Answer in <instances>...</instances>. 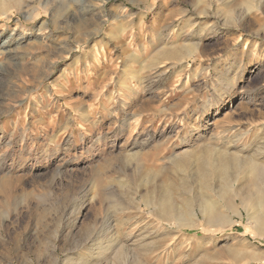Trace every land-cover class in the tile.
Masks as SVG:
<instances>
[{"label":"rangeland","instance_id":"obj_1","mask_svg":"<svg viewBox=\"0 0 264 264\" xmlns=\"http://www.w3.org/2000/svg\"><path fill=\"white\" fill-rule=\"evenodd\" d=\"M263 124L264 0H0V264H264Z\"/></svg>","mask_w":264,"mask_h":264},{"label":"bare ground","instance_id":"obj_2","mask_svg":"<svg viewBox=\"0 0 264 264\" xmlns=\"http://www.w3.org/2000/svg\"><path fill=\"white\" fill-rule=\"evenodd\" d=\"M87 7H88V5H87ZM9 51H10V48H9ZM262 126L264 129V124ZM245 134H247V132L242 133L238 136L241 137V136H244ZM251 169L254 170V172H256L258 179H261L262 182H264V165L262 163H254L253 167H251ZM261 193H262V191L260 192V195H261L259 197L260 199L257 202H255L254 204L251 202L247 203V201L245 199H242L241 203H242V205H245L247 207L249 219L251 220V222H253L255 224L256 230L259 232L260 235H263L264 234V198H263ZM232 208L236 212H239L241 210V204L238 203L237 198L234 200V207H232ZM210 216L212 217V214H210Z\"/></svg>","mask_w":264,"mask_h":264}]
</instances>
